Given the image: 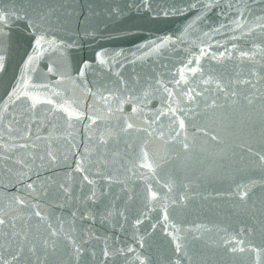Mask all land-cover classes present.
<instances>
[{
  "label": "water",
  "instance_id": "95a60500",
  "mask_svg": "<svg viewBox=\"0 0 264 264\" xmlns=\"http://www.w3.org/2000/svg\"><path fill=\"white\" fill-rule=\"evenodd\" d=\"M8 10L0 264H264V0Z\"/></svg>",
  "mask_w": 264,
  "mask_h": 264
},
{
  "label": "snow or ice",
  "instance_id": "6c2138e0",
  "mask_svg": "<svg viewBox=\"0 0 264 264\" xmlns=\"http://www.w3.org/2000/svg\"><path fill=\"white\" fill-rule=\"evenodd\" d=\"M189 6L190 7H194L195 5H189ZM204 7H208V5H204ZM10 15H11V10L0 12V25L6 23L9 20ZM17 19H27L28 26L31 27V28H36V26H37L36 23L33 21V19L31 17H28L27 14H24L23 16L17 15ZM43 39H44V37L42 35H37L35 37V45H34V47H38L41 44V42L43 41ZM201 54H203V53H201ZM221 55H223V53H221ZM242 55H247V53H242ZM99 58H100V54L98 53L97 54V59L99 60ZM28 59L31 60L32 59V56L30 55L28 57ZM4 60H5V57L2 56V55H0V66L3 65ZM198 61H199V57H197V62ZM190 71L195 72L196 69L195 68H191ZM184 79H185L184 72H183V70H181V80H184ZM177 83H179V81ZM18 88H19V84H17V88H14L13 89V92L12 93H9V95H13ZM22 95H26V93H22ZM168 95L169 96H172V93L169 92ZM49 103H51V101H49ZM133 111H136V109L133 108ZM168 111H171L173 114H175V110L172 109V108H169L167 110L161 111L160 115L157 116V119L158 120L161 119V117L164 116L166 114V112H168ZM69 115H72V113H69ZM128 127L130 128L131 125L129 124ZM184 127H185L184 121L183 120H180L179 121V128L180 129H183ZM184 147L187 148L188 145L187 144H184ZM146 158H147V154L145 153V159ZM261 159L264 160V156H262ZM144 166L145 167H149L148 164H145ZM85 179H87V177H85ZM29 187H31V185H29ZM151 195H155V194L154 193H151ZM241 195H243V193H241ZM18 202L19 203H23V201H20V200H18ZM36 215L37 216H40V213L37 212ZM137 223H139V221H137ZM0 225H5V220L0 219ZM129 251H131V249H129ZM105 255L107 256V253H105Z\"/></svg>",
  "mask_w": 264,
  "mask_h": 264
}]
</instances>
